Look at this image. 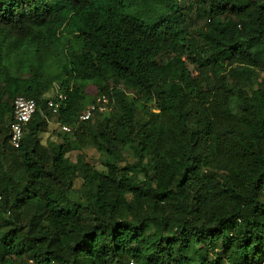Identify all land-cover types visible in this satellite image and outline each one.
Masks as SVG:
<instances>
[{
    "label": "trees",
    "instance_id": "obj_1",
    "mask_svg": "<svg viewBox=\"0 0 264 264\" xmlns=\"http://www.w3.org/2000/svg\"><path fill=\"white\" fill-rule=\"evenodd\" d=\"M257 72L264 0H0V264H264ZM90 86L112 110L45 144L43 96L73 126ZM89 143L104 170L67 158Z\"/></svg>",
    "mask_w": 264,
    "mask_h": 264
},
{
    "label": "built area",
    "instance_id": "obj_2",
    "mask_svg": "<svg viewBox=\"0 0 264 264\" xmlns=\"http://www.w3.org/2000/svg\"><path fill=\"white\" fill-rule=\"evenodd\" d=\"M43 96V99L47 101V107L49 112L53 115V119L49 116H46V119L49 124L55 123L54 119L59 113L60 108L62 107L63 101L66 99V96L59 91V88H56L55 95ZM58 99V100H57ZM114 103V100L110 99L107 94H102L96 97L94 103H92L86 111L79 116L78 121L73 126L62 125L59 122L55 124L66 133H71L74 129H78L83 122L89 121L94 118L97 114H104L112 110L110 104ZM14 120L11 124V144L15 148H18L21 145V142L25 136V130L29 122L32 120L34 115L39 110L38 101L33 98H26L23 96H18L14 100ZM133 264V263H131Z\"/></svg>",
    "mask_w": 264,
    "mask_h": 264
},
{
    "label": "rangeland",
    "instance_id": "obj_3",
    "mask_svg": "<svg viewBox=\"0 0 264 264\" xmlns=\"http://www.w3.org/2000/svg\"><path fill=\"white\" fill-rule=\"evenodd\" d=\"M193 70V68H191ZM257 80L258 82H261L264 80V74L262 72H257ZM88 93L90 98H96L98 96V91L95 86H90L88 89ZM54 92L50 91L48 95H53ZM59 134L63 135L64 132L61 131V129L55 124H49L48 132L44 135H42V140L45 144H48L49 140H53L58 142V136ZM80 155H83L87 162L94 165L96 169L104 170V156L101 154V152L98 150V148L89 143L88 146H83L79 150H75L67 155V158L71 162H78V157ZM137 160L133 157L131 153L128 151H125L122 154V157L118 159L117 163L120 168H126L130 165L134 166L136 164ZM84 180L80 177L76 178L73 184V187L76 191H81L80 196H83L82 192V186H83Z\"/></svg>",
    "mask_w": 264,
    "mask_h": 264
},
{
    "label": "clouds",
    "instance_id": "obj_4",
    "mask_svg": "<svg viewBox=\"0 0 264 264\" xmlns=\"http://www.w3.org/2000/svg\"><path fill=\"white\" fill-rule=\"evenodd\" d=\"M55 95V94H54Z\"/></svg>",
    "mask_w": 264,
    "mask_h": 264
}]
</instances>
